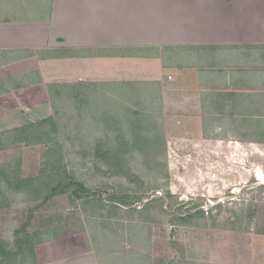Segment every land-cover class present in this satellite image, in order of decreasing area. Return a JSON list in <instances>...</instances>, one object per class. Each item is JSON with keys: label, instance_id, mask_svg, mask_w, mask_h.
<instances>
[{"label": "crops", "instance_id": "0c3cea01", "mask_svg": "<svg viewBox=\"0 0 264 264\" xmlns=\"http://www.w3.org/2000/svg\"><path fill=\"white\" fill-rule=\"evenodd\" d=\"M238 1L0 0V134L32 128L67 105L106 139L107 116L150 90L156 103L144 111L166 114L169 143L174 132L191 148L264 146V132H251L264 129V28H243ZM96 245L85 232L49 231L36 257L104 264Z\"/></svg>", "mask_w": 264, "mask_h": 264}, {"label": "rangeland", "instance_id": "374dc122", "mask_svg": "<svg viewBox=\"0 0 264 264\" xmlns=\"http://www.w3.org/2000/svg\"><path fill=\"white\" fill-rule=\"evenodd\" d=\"M235 9L248 16L240 18L243 28H264V0H241ZM230 14L242 23L235 12ZM92 99L97 107L99 100ZM140 101L128 103L123 111L130 108L142 114L144 106L155 104L147 99ZM55 107L59 111L51 118L57 128L50 124L46 130L63 142L62 157L68 172L94 193L83 200L61 195L43 202L42 196L34 193L41 180L31 187L34 189L9 191V206L0 212V240L13 243L15 230L30 221L29 230L38 232L40 239L49 231L87 233L97 249H103L104 264H153L157 259L179 264H215L216 260L231 259L246 263L254 255L264 259V146L215 143L191 148L178 143L180 138L174 132L175 141L169 143L164 128L166 114L158 113L165 145L153 153L131 151L127 156L129 168L115 174L94 155L96 139H101L99 125L90 120V128L85 130L83 116L74 112V106ZM131 116L137 117L134 113ZM111 117L109 114L106 118L110 124L115 120ZM119 124H113L115 132L125 126V139L132 140V125ZM97 130V137L90 139ZM153 132L141 134L142 141L157 142ZM251 132L256 135L264 129L253 128ZM108 136L111 140L116 137L113 130ZM9 149L5 157L0 153V163L21 158L23 179L41 174L47 145ZM49 155L59 157L57 151ZM153 159L165 169L154 165L149 168L145 163ZM165 170H169V179ZM144 205L148 206L147 214H131L132 207ZM196 208L205 212V217L189 216ZM120 248L129 256L113 257Z\"/></svg>", "mask_w": 264, "mask_h": 264}, {"label": "trees", "instance_id": "16d2710c", "mask_svg": "<svg viewBox=\"0 0 264 264\" xmlns=\"http://www.w3.org/2000/svg\"><path fill=\"white\" fill-rule=\"evenodd\" d=\"M143 93V95L140 94L139 99L137 100L139 103H141L140 99H147L149 102L152 101L156 103L151 97L150 90H144ZM123 101L124 103H121V106L123 107L127 106L128 103L132 104L131 102H126V98H124ZM134 103L137 104L136 102ZM148 106L149 105L144 106L142 109L143 117H141V113L134 112L135 110L132 111L130 108H128L127 111H118L111 114L115 120L112 124H110V122L108 123L107 130L105 131L107 138L96 139L97 142L95 144L94 153L96 160L98 162L101 161L106 165L110 172L113 171L115 174H119L123 169L129 168V158H127V156L131 151L153 153V151H160L162 145H165L162 131L157 121L159 114L156 111H144V108H147ZM132 113L137 117L131 116ZM81 114L84 119V114ZM85 116H87V114H85ZM147 121H149V123H147ZM120 122L132 125L134 140L125 139V134L123 132L125 126H120L122 129H118V131L115 132L113 124L117 123L118 125ZM50 124H53V128H57L54 119L49 118L37 123L32 128L21 130V132L0 134V149L15 148L20 144H23L24 147L35 145H47L49 147L41 174L36 178L23 179L21 177L20 158L17 160L12 159L4 164L0 163V212L9 206V198L7 197L9 191L11 193H21L23 190L34 189L31 187L35 186L34 184H37V181L39 180H41L42 184L40 183L41 185L36 187L38 188V192H31L36 193L37 197L42 196L43 202L61 195H69L74 201L88 199L93 195L94 192L89 190L85 183L79 181L68 172L67 165L63 160L64 157H62L63 148L61 147V141L57 136L51 137L50 133L46 130V126ZM111 130L114 131L116 136L114 138L115 141L111 140V137L108 136ZM148 131H156V133L153 132V134H151L155 135L157 142L153 139L150 141H142L140 135L144 133L146 134ZM52 132H54L53 129ZM92 132L93 131H90V136L92 135ZM98 132V130L94 132L96 137ZM161 138L163 140H161ZM51 151H57L59 157L49 158ZM145 164L151 169H153V165L154 167H158V169L161 167L165 169L164 165L159 163L157 159L148 160ZM165 172V177L169 179V170H165ZM131 206L132 205H130V207ZM147 208V205H144L143 208L132 207L131 209L133 210L131 214L134 212V214H138L139 216L145 215L147 214ZM189 216L205 217V212L196 208L195 212H192ZM30 225V221H27L21 228L15 230V240L13 243H9L6 240H0V264H38L36 247L42 243V239L39 238L38 232H32L29 230ZM165 262L167 261L157 259L154 264H165ZM166 264L179 263L168 261Z\"/></svg>", "mask_w": 264, "mask_h": 264}]
</instances>
